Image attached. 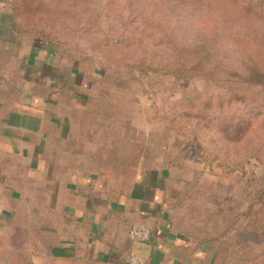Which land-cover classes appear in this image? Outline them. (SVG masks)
Here are the masks:
<instances>
[{
	"label": "crops",
	"instance_id": "obj_1",
	"mask_svg": "<svg viewBox=\"0 0 264 264\" xmlns=\"http://www.w3.org/2000/svg\"><path fill=\"white\" fill-rule=\"evenodd\" d=\"M20 22L0 13V219L29 237L32 264H128L130 253L144 264H222V239H195L178 219L191 156L172 132L145 131L103 71L19 35ZM138 223L149 241L130 239Z\"/></svg>",
	"mask_w": 264,
	"mask_h": 264
},
{
	"label": "rangeland",
	"instance_id": "obj_2",
	"mask_svg": "<svg viewBox=\"0 0 264 264\" xmlns=\"http://www.w3.org/2000/svg\"><path fill=\"white\" fill-rule=\"evenodd\" d=\"M46 2L58 3V17L53 14L47 25L34 28L47 33L57 51L72 56L81 70L100 69L106 81L120 86L128 116L137 117L145 131L172 132L169 142L190 154L191 169L181 177V195L174 206L180 222L195 239H222V264H247L243 258L251 253L249 241L264 240V214H256L263 208L258 204L249 212L252 199L264 190V88L241 76L246 75L247 57L264 67V0ZM10 5L11 0H0V13L9 14ZM245 38L256 49L248 47ZM203 52L226 72L224 77L238 84L245 106L214 105L203 111L198 105L193 115L177 102L195 92L205 97L222 94L219 85L128 69L140 63L168 67L179 54L194 60ZM24 58L17 55V64ZM231 73L240 78L228 77ZM233 115L239 119L211 130ZM192 118L203 120L202 125ZM248 125L250 132L243 136ZM26 237L0 219V264L30 259Z\"/></svg>",
	"mask_w": 264,
	"mask_h": 264
},
{
	"label": "trees",
	"instance_id": "obj_3",
	"mask_svg": "<svg viewBox=\"0 0 264 264\" xmlns=\"http://www.w3.org/2000/svg\"><path fill=\"white\" fill-rule=\"evenodd\" d=\"M11 9L17 19L24 21V24L19 23L15 26L19 35L39 39L49 43L51 46H54L50 36L47 33L41 30H36L34 27L47 25L49 23L48 21L50 19V16H52L53 14L57 15V12L60 10V6H58V3H47L46 0H11ZM245 42L248 47L251 46L253 49H256V47L252 44L253 42L250 43L251 41L247 38H245ZM183 55L184 56H181V54H179L173 61L174 63L168 65V67H146L140 63L133 66H128V69L140 74H163L182 80L200 78L219 85L221 91L223 92L222 94L205 97L201 95V93L195 92L192 96L186 97L177 102V105L181 106L182 108H188L190 112L193 113V115L195 114L193 110L195 109V107H198V105L201 106L203 111L211 110L214 105H216L220 109L229 107L231 105L233 107L246 105L244 96L240 94L241 88L237 83L229 80L226 76H223V74H226V72L221 69V67L214 64L211 56L208 53L203 52L201 56L194 57V60H192L191 58L189 59V55ZM244 68L246 71V75L241 76L243 78H241L242 81L251 84H259L264 88V67L255 65V63H252V58L247 57V61L244 63ZM232 75L234 77H238L237 79L240 78L239 75L233 73L228 75V77H232ZM252 79H255L254 83L252 82ZM240 118L244 119L243 117ZM192 119L196 120L198 126L202 125L203 123V120H201L200 118ZM236 119L239 118L234 115L233 117L229 116L226 118H222L221 120L217 121L216 124H214V127H212L211 130L216 131L218 126L229 124L231 122H234V120ZM187 120H190V118H187ZM250 129L251 126L248 125L246 127V131L242 135H247L250 132ZM258 204L261 205L263 211H259L256 214H264V190H262L257 196L252 199L251 205L249 207V212H252L254 210V207ZM254 240L257 244H264V240L260 237H255L253 241ZM249 247L251 248V253H253L254 248L251 245H249ZM251 253L247 258H243L244 262H249L250 260L257 261L258 259H262L264 257V250H262L260 253H256L255 256ZM24 263L32 264L31 260L27 258L24 259Z\"/></svg>",
	"mask_w": 264,
	"mask_h": 264
},
{
	"label": "built area",
	"instance_id": "obj_4",
	"mask_svg": "<svg viewBox=\"0 0 264 264\" xmlns=\"http://www.w3.org/2000/svg\"><path fill=\"white\" fill-rule=\"evenodd\" d=\"M129 237L135 242H147L152 237V230L149 226L138 223L131 228ZM128 264H144V259L136 253H130Z\"/></svg>",
	"mask_w": 264,
	"mask_h": 264
}]
</instances>
